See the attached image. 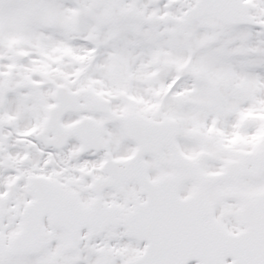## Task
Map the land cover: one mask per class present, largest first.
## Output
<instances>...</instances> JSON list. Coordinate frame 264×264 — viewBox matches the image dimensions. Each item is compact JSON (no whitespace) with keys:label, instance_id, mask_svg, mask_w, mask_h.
Returning <instances> with one entry per match:
<instances>
[{"label":"snow or ice","instance_id":"obj_1","mask_svg":"<svg viewBox=\"0 0 264 264\" xmlns=\"http://www.w3.org/2000/svg\"><path fill=\"white\" fill-rule=\"evenodd\" d=\"M0 264H264V0H0Z\"/></svg>","mask_w":264,"mask_h":264}]
</instances>
